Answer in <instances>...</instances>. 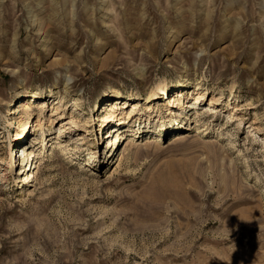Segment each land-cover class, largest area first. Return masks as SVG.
<instances>
[{"label":"rangeland","instance_id":"rangeland-1","mask_svg":"<svg viewBox=\"0 0 264 264\" xmlns=\"http://www.w3.org/2000/svg\"><path fill=\"white\" fill-rule=\"evenodd\" d=\"M0 264H264V0H0Z\"/></svg>","mask_w":264,"mask_h":264},{"label":"bare ground","instance_id":"bare-ground-1","mask_svg":"<svg viewBox=\"0 0 264 264\" xmlns=\"http://www.w3.org/2000/svg\"><path fill=\"white\" fill-rule=\"evenodd\" d=\"M184 84V83H183ZM181 86H184V85H181ZM167 88V87H166ZM166 88L164 89V88H162V87H158V88H156V89H154L152 92H151V94L149 95L150 97L152 96V98L153 97H156V96H158V95H162V94H164L165 93V91H166ZM159 97V96H158ZM201 98L202 97H199V98H197V99H194V103H192V107L194 106H197V105H200V103H201ZM149 102H150V99L148 100V104H149ZM175 103H176V101H174ZM215 102L214 101H211L210 102V106L212 105V104H214ZM74 107H76L77 108V104L75 103L74 105H73ZM182 107V106H181ZM135 111H136V109H132L131 111H130V113L128 112V116H129V118L128 119H130V120H132V118H134V114H135ZM16 113H18V111H14V112H12V114H16ZM117 113V111L116 110H114V111H110V113H109V120H113L114 122H118L119 120H118V115L116 114ZM172 113V112H171ZM171 113H170V115H171ZM74 123L73 122H71L70 124H68V125H73ZM121 124H125V122L124 123H121ZM38 126V123H37V125H32L31 127H29V131H31V129H33L34 130V132H36V127ZM64 129H65V127H64ZM201 128H197V130H200ZM24 132V131H23ZM23 132H21V133H19L18 135L21 137V135L23 134ZM121 139H123V135H120V134H118V136H117V141L115 142V143H117L118 141H120ZM46 145L47 144H45L44 146L46 147ZM51 148H55V147H57V144L56 143H52L51 144V146H50ZM33 178V176H32V174H27V179H26V181H29L30 179H32Z\"/></svg>","mask_w":264,"mask_h":264}]
</instances>
